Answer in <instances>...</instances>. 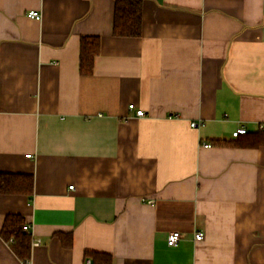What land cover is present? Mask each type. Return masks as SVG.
<instances>
[{
    "label": "crops",
    "instance_id": "obj_1",
    "mask_svg": "<svg viewBox=\"0 0 264 264\" xmlns=\"http://www.w3.org/2000/svg\"><path fill=\"white\" fill-rule=\"evenodd\" d=\"M143 6L122 37L115 0H0V173L33 177L0 193V264H264V144L221 143L264 123V0ZM9 214L29 226L26 262Z\"/></svg>",
    "mask_w": 264,
    "mask_h": 264
},
{
    "label": "trees",
    "instance_id": "obj_2",
    "mask_svg": "<svg viewBox=\"0 0 264 264\" xmlns=\"http://www.w3.org/2000/svg\"><path fill=\"white\" fill-rule=\"evenodd\" d=\"M143 0H115L113 34L122 37H137L142 33ZM101 39L98 36H83L80 48V72L91 74L95 59L100 53ZM243 137V138H242ZM225 145L264 144V131L257 134H241L235 141L224 140ZM33 177L26 174L0 173V193H32ZM24 219L20 214H9L4 222L1 235L7 240L18 257L25 262L31 255V236L23 229ZM64 239V238H63ZM66 245L72 244V237L65 240ZM86 256L93 259V264H112V254L87 251Z\"/></svg>",
    "mask_w": 264,
    "mask_h": 264
},
{
    "label": "built area",
    "instance_id": "obj_3",
    "mask_svg": "<svg viewBox=\"0 0 264 264\" xmlns=\"http://www.w3.org/2000/svg\"><path fill=\"white\" fill-rule=\"evenodd\" d=\"M27 15L30 17V18H33V19H37V20H40V18H42V14L40 11L36 10V9H31L27 12ZM130 109H134L135 108V105L134 104H130L129 105ZM136 113L137 115L139 116H143L145 114V111L144 109H136ZM199 124L195 121L191 122V126L192 127H196L198 126ZM259 131H264V123H260L259 124ZM248 132V129L247 127L245 126H242V128H238L236 129L235 131H233V136L234 137H238L239 135L241 134H245ZM206 147H210L212 146L211 143H206L205 144ZM28 156H31L30 154H28ZM72 188V185L70 186ZM23 229L25 230H28L29 229V226L28 225H24L23 226ZM182 233L178 231H173L171 232L168 237H167V243L170 245V246H175L179 243L180 239L182 238ZM196 239L200 240L203 238V233L202 232H197L196 235H195ZM88 264H91V259H88L87 260Z\"/></svg>",
    "mask_w": 264,
    "mask_h": 264
}]
</instances>
